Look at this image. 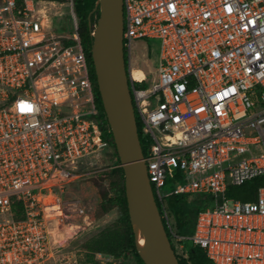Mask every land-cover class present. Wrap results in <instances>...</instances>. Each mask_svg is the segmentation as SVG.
<instances>
[{
  "label": "built area",
  "instance_id": "built-area-1",
  "mask_svg": "<svg viewBox=\"0 0 264 264\" xmlns=\"http://www.w3.org/2000/svg\"><path fill=\"white\" fill-rule=\"evenodd\" d=\"M48 3L0 0V264H80L73 243L92 221L69 187L94 176L83 164L110 149L73 2L60 27ZM122 11L129 91L148 142L142 161L162 221L170 229L169 197L207 195L193 234L176 240L209 264H264V187L254 203L227 195L264 176V0H122ZM141 39L157 40L159 52L137 80L131 43Z\"/></svg>",
  "mask_w": 264,
  "mask_h": 264
},
{
  "label": "water",
  "instance_id": "water-1",
  "mask_svg": "<svg viewBox=\"0 0 264 264\" xmlns=\"http://www.w3.org/2000/svg\"><path fill=\"white\" fill-rule=\"evenodd\" d=\"M98 19L90 56L102 109L123 171L129 223L143 264H179L142 161L128 66L122 45V0H96ZM89 21V18H88ZM136 235L147 243L139 248Z\"/></svg>",
  "mask_w": 264,
  "mask_h": 264
},
{
  "label": "trees",
  "instance_id": "trees-1",
  "mask_svg": "<svg viewBox=\"0 0 264 264\" xmlns=\"http://www.w3.org/2000/svg\"><path fill=\"white\" fill-rule=\"evenodd\" d=\"M42 1L59 2L62 0ZM95 1L96 0H72L73 12L77 21V32L80 39V43L86 53V57L89 64L90 79L93 84V96L96 107L98 109L97 117L101 127L106 131L105 138L108 140L110 149L113 151L112 157L117 158L116 161L119 165L115 146L113 144L111 134L108 132L109 127L97 91L95 75L90 56V48L92 41L91 37L89 36V21L87 12L92 11V9L94 8ZM91 23H93V20H91ZM136 125L141 149L142 152L145 154L146 149L148 147V142L147 138L141 132V125L139 123L138 117H136ZM117 167L118 168L116 169V172L118 173V177L121 183L115 190L113 196L111 197H109L107 193L104 192V190L100 193L98 192V194H100L98 214L104 216L110 210L116 209L120 215L119 222L123 224L124 229L120 230L119 232L115 228H102L100 225H97L94 230L90 228L88 231H86L82 236H80V238H78L73 243V246L80 249L82 255L84 256L79 258L80 264H84L88 261L90 262V264H100L98 260H96L95 254L111 256L113 258H118L122 254H130L134 256L135 264H143L142 260L137 254L133 231L129 223L124 191L123 171L119 166ZM94 177L95 175L92 176L90 180H93ZM261 187H264V176L255 178L240 186L229 187L227 189V195L241 202L254 203L256 200L257 191ZM208 203L209 197L204 194L177 195L171 196L166 199L165 207L169 216L170 229L167 227L164 221L163 224L167 236L171 241V244L173 239H176L178 237L188 238L193 234L195 219L199 212L209 206ZM156 204L161 214V207L159 203ZM170 218L174 220V225L171 224ZM92 219L93 223H98V219H95L94 216H92ZM180 243L183 245V248L187 252V260L182 262L180 258L177 257L179 264H209V260L205 257L202 250L196 247H191L187 241H181ZM172 248L174 250L173 245Z\"/></svg>",
  "mask_w": 264,
  "mask_h": 264
},
{
  "label": "rangeland",
  "instance_id": "rangeland-1",
  "mask_svg": "<svg viewBox=\"0 0 264 264\" xmlns=\"http://www.w3.org/2000/svg\"><path fill=\"white\" fill-rule=\"evenodd\" d=\"M53 3L54 4L48 3L46 5L48 10H50L48 11L49 15L52 17L51 23L54 25L57 24L58 27L64 26V24H68L67 20L69 18V7L66 0ZM90 12H87V14H89ZM63 29L64 28L62 27V30ZM67 29H64V31H67ZM131 51L130 62L132 70L139 69L141 71H148L152 67H154V64L157 60L159 52V42L157 40L149 39L134 40L131 43ZM124 55L127 62L126 52H124ZM151 81L152 77L147 75V85L151 84ZM251 151L253 155H257L259 150L252 149ZM112 154L113 151L111 149L104 150L99 154L97 159L86 160L88 163H84L83 168L89 169L91 172L96 171L94 179L90 180L91 176H87L84 179L75 182L69 187V190H72L73 196L80 198L83 206L87 208V211L91 216L92 230H94L97 225H100L102 228H115L119 232L120 230L124 229L123 224L119 222L120 215L116 209L110 210L104 216L98 214V205L100 202V194H98V192L100 193L104 190V192H106L107 195L111 197L121 183L118 177V173L116 172V169L118 168L117 166H119L116 161L117 158L112 157ZM173 187L174 186L172 185V183L169 182L161 189V192L163 194L169 193L171 190H173ZM92 216H94L95 219H98L97 224L93 223ZM170 221L171 224L174 225V220L172 218H170ZM172 245L174 247L176 256L179 257L182 262L186 261L187 252L183 248V245L176 239L172 240ZM82 257L84 256L82 255ZM98 262L100 264H135V259L133 255L122 254L118 258L112 257L111 260H107L106 262L103 258L101 260H98ZM84 264H90V262L88 261Z\"/></svg>",
  "mask_w": 264,
  "mask_h": 264
},
{
  "label": "bare ground",
  "instance_id": "bare-ground-1",
  "mask_svg": "<svg viewBox=\"0 0 264 264\" xmlns=\"http://www.w3.org/2000/svg\"><path fill=\"white\" fill-rule=\"evenodd\" d=\"M132 75H133V77L135 79L138 80V79L143 77L144 71H141L139 69L138 70H132ZM136 242H137V246L139 248H143L146 245V243H147L146 239L141 237V236H139V235H136Z\"/></svg>",
  "mask_w": 264,
  "mask_h": 264
}]
</instances>
